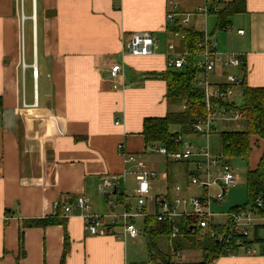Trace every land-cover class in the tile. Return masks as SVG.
Wrapping results in <instances>:
<instances>
[{"label":"crops","instance_id":"obj_1","mask_svg":"<svg viewBox=\"0 0 264 264\" xmlns=\"http://www.w3.org/2000/svg\"><path fill=\"white\" fill-rule=\"evenodd\" d=\"M173 2L186 11L181 7L186 0H0V264L128 263V243L139 235L124 236L122 220L114 233L91 235L86 212L76 203L89 198L88 213L109 223L113 211L121 215L139 208L130 196L137 199L134 165L124 162L119 144L143 158L151 147L144 140V120L173 112L167 82L146 76L168 70L167 46L178 27L166 17ZM229 20L222 30L217 15L196 16L183 28L216 39L220 31V50L245 58L242 68L229 70L248 86L264 87V0H245V9ZM27 23L31 38L24 50ZM140 32L157 38L153 54L127 52L125 43ZM182 42L176 43L179 50ZM114 63L124 69L115 81L109 77ZM178 132L179 127L172 133ZM257 146L250 169L257 167L264 141ZM113 177L108 194L102 192L104 181ZM178 185L156 189L153 180L143 207L155 211L154 197L172 198ZM65 205L72 208L67 217ZM133 221L145 235V217ZM258 235L264 238V228ZM255 247L252 255L240 256L246 253L239 250L232 263L264 264V244Z\"/></svg>","mask_w":264,"mask_h":264},{"label":"built area","instance_id":"obj_2","mask_svg":"<svg viewBox=\"0 0 264 264\" xmlns=\"http://www.w3.org/2000/svg\"><path fill=\"white\" fill-rule=\"evenodd\" d=\"M202 1L195 11H181L178 9V2H173V10L166 14L167 19L180 28H176L173 34L181 41L186 38V33L181 29L189 25L194 17L217 15L232 0ZM244 33V30H238V34L243 35ZM156 42L157 38L152 33L140 32L127 40L125 48L133 56H146L154 53ZM167 47L166 65L168 68L181 69L186 65H191L200 72L201 76L197 79L196 85L204 90L207 114L193 124L190 134L179 133L177 135L175 142L180 146L179 150L169 152L165 146H158L155 150L170 160L188 164L192 184L202 188L204 193L201 196L191 197H183L179 194L172 198L155 196L156 209L153 214L148 212L143 206L151 195L152 181L157 177V171L151 169L147 163L141 160L140 153H127L124 145L120 143L119 150L124 162L134 165L137 181L135 194L139 208L135 211L127 210L121 215L113 211L109 216L111 219L109 223L102 215L88 213L91 208L90 199L85 196L79 197L76 206L86 212L82 215L85 220V228L91 235H105L114 233L116 224L122 220L124 236L135 238L139 235V229L132 219L153 216L158 221L167 222L170 225L168 242L171 255L183 258V250L175 247L174 240L182 236L185 230L193 234L199 230L200 238H203L207 232L210 233L211 237L223 243L224 252L222 255L225 253V255L234 256L239 250H243L248 255L256 254L258 249L253 242L255 229L256 227L262 228L264 225L262 217L256 210L264 207V193L256 197L254 205L217 214L213 210V204L224 199L226 189L234 186L239 180V176L231 164L223 163L220 154L214 155L208 145L201 146L186 139V136L190 137V135L208 138L216 130L220 120L229 121L242 118L240 110L230 109V107L239 105L236 100L237 89H241L244 77L229 69L242 68L245 64L244 55L237 51L220 50L217 39L207 32L203 33L202 39L194 50L176 51L174 42H170ZM123 70L120 63L112 64L109 70L110 79L115 81L120 78ZM211 74L220 76L222 79L213 82L210 79ZM34 104H37V101ZM114 178H107L104 181L102 192L108 194V188L113 186ZM214 188L217 189L215 195L211 193ZM174 190L178 193L182 187L175 186ZM109 203L113 208L115 207L112 201ZM71 210L70 206L65 205L64 216H69ZM218 217H224V219L219 221ZM183 218H191L184 230L179 223ZM231 246H235V248L231 249ZM181 258L179 262H182Z\"/></svg>","mask_w":264,"mask_h":264},{"label":"trees","instance_id":"obj_3","mask_svg":"<svg viewBox=\"0 0 264 264\" xmlns=\"http://www.w3.org/2000/svg\"><path fill=\"white\" fill-rule=\"evenodd\" d=\"M245 9V0H232L226 5L223 11L217 14L219 29H227L230 24L229 17L236 13H240ZM178 28V27H176ZM180 29V28H178ZM186 33V38L182 42V49L194 50L197 48L198 42L203 37V32L182 28ZM147 78H160L167 82V96L169 100H183L186 108L181 111L169 112L163 117H148L144 120L143 136L147 146H165L169 152L179 150L180 146L175 142L179 133L190 134L193 124L207 114L204 102V90L196 85L197 79L201 76L200 72L186 65L181 69H170L162 73H148ZM243 101L238 106H232L230 109H238L242 114V118L246 121V128L242 131H222L220 139L222 151L220 153L221 160L225 164H231L235 158L249 159L253 148L259 145V141H264V87L248 86L246 80L241 86ZM1 108V99H0ZM177 125L180 132L172 133L170 127ZM170 160L167 156H165ZM186 172L189 175V166L186 164ZM248 202L242 206H235L230 209L236 210L240 207L254 205L256 197L264 193V150L256 168L249 169L247 175ZM256 212L262 217L264 216V207L257 209ZM191 218H183L180 225L183 230ZM133 220V219H132ZM213 225V224H212ZM215 226V225H213ZM264 228V225H262ZM144 233L147 237L149 262L161 264L173 263L169 254H161L159 240L162 237L169 239L170 225L167 222L158 221L153 216L145 217ZM259 227L255 230V239L253 242L264 244V238L258 235ZM196 233L190 231L182 233V236L174 240V245L180 250L187 248L202 250L203 260L198 264H213L224 252V245L218 239L211 237L210 233H206L203 238ZM235 246H231L234 249ZM225 255V253H224ZM61 264H64L62 260Z\"/></svg>","mask_w":264,"mask_h":264},{"label":"rangeland","instance_id":"obj_4","mask_svg":"<svg viewBox=\"0 0 264 264\" xmlns=\"http://www.w3.org/2000/svg\"><path fill=\"white\" fill-rule=\"evenodd\" d=\"M202 2H203L202 0H192V1L186 0V4L181 5V7L184 8L186 11H195V8L198 6V4H201ZM185 6L187 8H185ZM214 22H215L214 16L210 17L209 25H212ZM199 26H201V24H199ZM230 29L223 31V33H229ZM220 33H221L220 31L219 32L216 31L215 35L217 36V38L219 39L221 43V40L219 38L221 37ZM23 34H24L23 49L25 50V45L28 46V43L31 38V27L29 23H27L26 27L24 28ZM172 40L174 41L175 44L179 43V39L177 37L173 38ZM177 44H176V51L179 50V48H177ZM210 79L213 82H216L218 80H221L222 78L220 76L211 74ZM236 100L238 101L239 104L243 101L242 91L240 88L237 89ZM183 104H184L183 100H179V99L170 100L169 102L170 110L169 111H181L183 108L182 107ZM245 128H246V121L244 118H239L237 120H229V121L220 120L216 130L208 138H201L199 136L190 135V137L186 136V139L193 141L195 144H199L201 146L208 145L211 152L214 155H216V154H220L222 151L221 139H220V134H219L220 132L222 131H242ZM170 130L172 132H175L176 130H178V126L172 125L170 127ZM152 148L154 151L150 150ZM156 148L157 146L149 147L147 151L148 153L144 155L143 158H141L144 162L148 163L151 169H154L158 172V176L154 179L155 188L161 189L164 184V187L166 185H169L171 189L173 184L178 183L182 187V191L178 192L180 196H183V197L201 196L204 193V191L199 186L192 184L191 178L186 172V163L168 160L163 154H160L157 151H155ZM231 166L235 169V172L238 174L239 180L234 186L226 189L225 197L222 201L215 202L213 204V210L217 214L228 213L232 207L242 206L246 202H248V199H249L248 188H247V175H248L250 167H252L251 159L250 158L249 159L235 158L231 161ZM175 173H179V175H174ZM164 174L169 175V179L167 181L166 179L163 178ZM216 190H217L216 188L212 189L211 193L215 195ZM130 196H131V200L137 204V199L134 197L133 193H131ZM151 213L153 214L154 211H151ZM223 219L224 217H218V220H223ZM137 222H138L137 225L140 228L141 221L137 220ZM260 232L263 235L262 231ZM132 241L133 239H130L128 243V255H129L128 258L129 259H128L127 264H152L149 262L150 260H149L147 237L143 233H140L136 239V242L133 243ZM159 247H160L161 254H164V253L169 254V242L167 238L165 237L160 238ZM182 255H183V258L171 255L170 259H172L171 261L173 262L171 264H198L204 258L202 250L191 249V248L184 249L182 251ZM244 255H247V254L240 253V256H244ZM180 258L182 259V262H179L181 261ZM157 261L160 262L159 259ZM232 261L233 260L231 256L227 254V255L220 256L217 260H215L214 264H218V263L233 264ZM153 264H161V263H153Z\"/></svg>","mask_w":264,"mask_h":264}]
</instances>
